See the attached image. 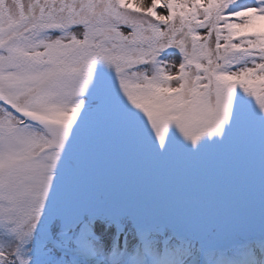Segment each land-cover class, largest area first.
<instances>
[{
  "label": "snow or ice",
  "instance_id": "snow-or-ice-1",
  "mask_svg": "<svg viewBox=\"0 0 264 264\" xmlns=\"http://www.w3.org/2000/svg\"><path fill=\"white\" fill-rule=\"evenodd\" d=\"M0 264H264V0H0Z\"/></svg>",
  "mask_w": 264,
  "mask_h": 264
}]
</instances>
